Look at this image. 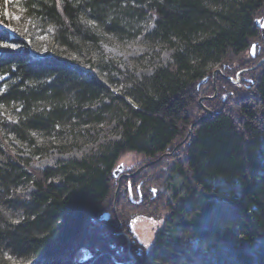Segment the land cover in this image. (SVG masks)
<instances>
[{"label": "trees", "instance_id": "obj_1", "mask_svg": "<svg viewBox=\"0 0 264 264\" xmlns=\"http://www.w3.org/2000/svg\"><path fill=\"white\" fill-rule=\"evenodd\" d=\"M13 3L0 0V204L17 203L24 218L15 224L0 210V248L17 256H43L47 260L41 264H80L60 259L79 248L91 260L99 254L93 264H119L112 255L117 261L128 257L127 238L103 240L86 230L111 216L126 227L159 223L153 251L158 255L177 242L165 229L187 225L193 206L215 196L226 207L221 217H229L224 232L219 224L212 227L218 240L224 233L228 247L218 264H264V62L243 72L238 84L230 78L264 57V0L16 2L24 17L41 30L53 28L55 41L78 52L99 47L107 34L134 36L146 15L155 16L149 38L174 49L172 60L151 75H127L130 86L122 94L72 61L32 54L20 36L11 35L4 12ZM215 66L222 69L216 75L218 95L204 99L214 114L201 118L186 142L167 155L185 139L191 124L207 114L199 100L214 94ZM2 108L16 113L17 120L7 121ZM106 113L118 118L120 139L55 168L28 166L3 138L7 131L32 142L33 131L51 132L73 120L100 123ZM127 152L148 160L164 155L144 173L149 179L141 203L130 199L128 179L122 180L115 197L118 180L113 170ZM141 177L132 181L136 196L135 181ZM177 177L182 183L175 182ZM218 179L227 185L226 194L211 190L208 181ZM24 182L33 185L29 197L15 193ZM114 203L116 211L110 210ZM129 209L135 213L130 215ZM110 229L104 225L100 233ZM185 249L178 252L184 254ZM189 258L183 264L190 263Z\"/></svg>", "mask_w": 264, "mask_h": 264}, {"label": "rangeland", "instance_id": "obj_2", "mask_svg": "<svg viewBox=\"0 0 264 264\" xmlns=\"http://www.w3.org/2000/svg\"><path fill=\"white\" fill-rule=\"evenodd\" d=\"M11 1L14 3L10 7V10L4 12L5 18L10 21L9 27L11 29V35L20 36L23 42L22 45H25L32 54L36 56L55 55L72 61L82 68L90 70L95 77L109 86L115 94H122L127 91V88L130 86L128 79L129 75H134L137 78L151 75L157 68L166 65L172 60L174 49L168 47L164 43L149 38V33L155 25L156 17L153 15H146L143 18L140 25L141 29L134 36L129 38H119L107 34L99 47L90 48L89 50L85 49L82 52H78L55 41L53 28L49 27L45 30H41L30 19L24 17L21 6L16 3L19 0ZM9 44L13 47H19L18 43L14 41L9 42ZM217 68L220 67L215 66V69ZM236 78L237 75L235 78L233 77L232 81L234 82V79ZM234 84L238 83L234 82ZM215 92L216 91H214V94ZM214 94L210 96H213ZM106 101L107 98L97 102L93 105V108L100 107L102 103ZM204 101L205 100L200 102L199 100L200 104L202 103L206 106ZM1 110V116L7 121L17 120L16 113L5 108H2ZM120 137L121 127L118 118L112 113H106L104 120L100 123H85L84 121L73 120V122L68 121L67 123H61L51 132L33 131L31 132L32 142L22 141L13 133L7 131L3 132L5 142L14 153L18 154L22 158V161L28 166L37 169H44L47 167L55 168L64 161H69L73 158H81L88 154L98 153L102 146L117 141ZM150 161L152 160L144 158L141 154L127 152L119 159L117 166L115 167V169H117L119 165H122L119 176L126 173L136 172L133 176H125L122 178V180L128 179L131 186L135 176H142L139 180L135 181L137 190L141 193L142 199L139 197L140 193L136 196L133 192V196L131 197L134 198V200L130 197L132 202L141 203L143 200L142 189L146 187V181L149 179L148 176H144V173L146 171L148 172L151 168L150 165L154 164H149ZM116 178L118 180V186L115 192V197L122 187V180L120 181L119 177ZM55 180L58 181L59 177H55ZM171 182H173V180ZM175 182L179 184L182 183V180L181 178L178 180L177 177ZM208 184H210L212 191L225 194L228 192V187L222 180H211L208 181ZM32 191L33 185L29 182H24L15 188V193L24 197H29ZM161 191L166 193V191ZM169 197L171 198V196ZM211 201L215 202L216 205L209 207ZM217 206L221 209L220 212L222 215L218 212ZM116 207V203H114L110 210L116 211ZM0 210L5 219L12 223L17 224L23 221L24 213L15 202H2L0 204ZM225 210L226 207L223 200H219L215 196H210L201 204L194 205L191 211L187 214V219L190 220V223L177 226L173 231L169 228L165 229L167 235L170 236L175 234L177 242H174L168 249L162 250L161 253L159 252L158 255L151 253L144 260L145 264H183L186 256L190 257V263L188 264H218L219 259H224L228 253V247L225 244L224 233L221 234L222 238L218 240V238L212 233V227L219 224L222 226L221 228L223 232L226 230L228 227V214H226V217H221L224 216L226 212ZM108 213L110 214V211ZM128 213L131 215L135 213V210L129 209ZM199 214L200 216L198 219L197 215ZM197 219L200 222L199 225H195L194 223ZM111 221L112 217L110 216L107 219L104 218L101 220L98 225L91 227L97 228L101 223H103L102 226L107 224H112L116 227L118 226L116 224L117 220H114L113 223ZM144 223H140V226L138 225L137 229L146 232L144 234L150 236L149 240H152L158 230L157 227L159 226V223L152 224L153 228L147 227V223ZM101 228L87 232L90 235L100 237L103 240L115 237L111 236L103 238L114 232L111 231V228L108 234L103 235L100 233ZM235 230L236 234L239 235L236 227ZM144 234L141 233L142 236ZM184 247H186L185 253L180 254L178 250L183 249ZM128 250V257L124 258L123 261L122 259L117 261L113 255L112 259L116 262H124V264H130L128 262H133L135 258L133 264H137L143 259L138 258V256L131 250V247ZM176 253L179 254V257H174ZM60 259L64 262L74 260L80 262V264L88 262L93 264L96 260L95 258L91 260L90 255H86V253L79 248H76V250L74 248L70 249L63 258ZM46 260L47 259L43 256H17L9 249L3 250L0 248V264H41L46 262Z\"/></svg>", "mask_w": 264, "mask_h": 264}, {"label": "flooded vegetation", "instance_id": "obj_3", "mask_svg": "<svg viewBox=\"0 0 264 264\" xmlns=\"http://www.w3.org/2000/svg\"><path fill=\"white\" fill-rule=\"evenodd\" d=\"M120 171H119V173H120ZM128 189H129V192H130V197H131V194L133 196V188H132L131 184H129V181H128ZM139 197H140V199H142L141 193H140ZM131 199L134 200V198H132V197H131ZM111 222L113 223V221H111ZM117 222H116L117 225L119 224V222L121 223L120 227H116V226L110 224L111 225L110 227L112 228L111 231L114 232L113 234H116V235H113V236H115V237L124 236L126 238L130 237L131 240H132L131 241V246H130L131 250L133 251L134 254H136L138 256V258H143V260H145L151 253H153L155 245L157 244V237H158L157 231H156L155 236L153 237V239L149 240L150 236H147V234H144L146 232L140 231V230L137 229V226L139 224L130 225V226H128L126 228V226L123 225L122 222L119 219H118ZM146 226L149 227V228L152 227L149 224H147ZM96 233H98V232H96ZM141 233H143L145 236L144 235L142 236ZM136 240H137L138 243L136 242ZM128 249H129V247H128ZM128 249H127V251H128V254H129V250ZM85 257H89V256H85ZM98 257H99V254L95 258H98Z\"/></svg>", "mask_w": 264, "mask_h": 264}, {"label": "water", "instance_id": "obj_4", "mask_svg": "<svg viewBox=\"0 0 264 264\" xmlns=\"http://www.w3.org/2000/svg\"><path fill=\"white\" fill-rule=\"evenodd\" d=\"M263 34H264V28H263ZM263 62H264V57L261 58V59L258 61V63H257L256 65H254V66H252V67H249V68H243V69L239 70V71L237 72V74H236V75H237V78L234 79V82L239 83V81H240V74H241L242 72H245V71H248V70L255 69L256 67H258V66H259L260 64H262ZM218 72L222 74V70H221V68H217V69H215V70L213 71V83H214L215 91H216L215 94H214L213 96H210V95H209V96H203V97H201V98H200V102H202V101H203L204 99H206V98H207V99H208V98H213V97H215V96L217 95V88H216V75H217ZM230 78L233 80L232 77H230ZM252 83H253V81H252ZM201 104H202V103H201ZM202 106H203L204 110L207 112V114L201 116L199 119H197L194 123L191 124L190 130H189V133L187 134V136L185 137V139L182 140L179 144H177V145L175 146V148H174L172 151H168V152H166L167 155H173L174 152H175V150H176L180 145H182L184 142H186V140L188 139V136H189V134L191 133V131H192L194 125H195L196 123H198V122L200 121L201 118H203V117H207V116H212V115L214 114V111H213V110H211L210 108L204 106L203 104H202ZM163 156H164V155H161L159 158L150 161L149 164L158 162ZM121 168H122V165H119V167L113 171L114 176H115V177H119L120 181L122 180L123 177H125V176H133V175L136 173V172H134V173H126V174H123V175H120V176H119V171L121 170ZM119 187H120V184H119ZM118 189H119V188H118ZM131 196H132V194H131ZM104 218L107 219L108 216H104ZM102 225H103V223H101L97 228H95V227H91V226H88L86 229H87V231H90V230H92V231H93V230H98ZM120 225H121V223L119 222V224H118L117 227H120ZM113 235H116V234H111V235H108V236L103 237V238L111 237V236H113ZM130 246H131V240H130V238H128V247H129V249H130ZM95 259H96V258H95ZM135 259H136V258H135ZM135 259H134V261H135ZM134 261H133V262H128V263L133 264ZM118 263H120V264H124V262H118ZM85 264H91V262H90V263L88 262V263H85Z\"/></svg>", "mask_w": 264, "mask_h": 264}]
</instances>
